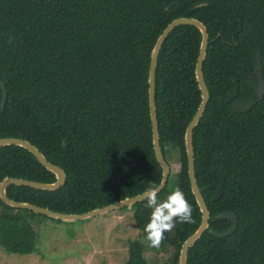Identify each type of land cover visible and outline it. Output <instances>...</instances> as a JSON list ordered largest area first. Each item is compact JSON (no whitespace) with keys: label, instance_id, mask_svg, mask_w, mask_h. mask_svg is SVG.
<instances>
[{"label":"trees","instance_id":"16d2710c","mask_svg":"<svg viewBox=\"0 0 264 264\" xmlns=\"http://www.w3.org/2000/svg\"><path fill=\"white\" fill-rule=\"evenodd\" d=\"M192 16L207 33L201 73L208 100L191 133L194 179L208 210L207 228L188 247L186 264H264V0H0V80L5 100L0 137L27 140L63 168L53 190L9 184L7 196L64 212H83L157 186L148 105L153 45L174 17ZM200 33L180 23L161 44L155 70L159 143L164 160H176L158 199L180 187L192 222L165 233L157 252L182 241L200 220L189 187L184 129L200 94L194 76ZM255 74L256 80L251 78ZM238 99L241 107L232 109ZM53 182L54 174L17 145H0V180ZM219 187V196L211 199ZM133 219L144 233L151 209L143 198ZM231 209L235 231L216 219ZM63 221L13 207L0 199V246L35 251L34 225ZM141 242H131L124 264H151Z\"/></svg>","mask_w":264,"mask_h":264},{"label":"water","instance_id":"95a60500","mask_svg":"<svg viewBox=\"0 0 264 264\" xmlns=\"http://www.w3.org/2000/svg\"><path fill=\"white\" fill-rule=\"evenodd\" d=\"M180 23L192 24L194 25V27L198 29L200 33L198 52L194 64V76L197 87L199 89L200 101L195 111L193 112L189 122L187 123L183 133V145H184L185 157H186V172H187L190 190L193 194L195 202L198 205L200 211V220L195 230L182 241L179 248V252L177 256V264H186L187 249L207 228V219H208L207 207L205 205V202L202 198V195L200 194L199 188L194 179L193 152L191 147L192 129L197 124L200 116L202 115L208 100L207 88L205 86L201 73L202 60L207 45V33L204 24L197 18L192 16H184V15L174 17L171 21L167 23L166 27L158 35L153 45L150 56V65L148 72V105H149V116H150V124H151L153 149L156 160L158 161L162 169L161 180L159 184L156 186L159 188L158 190L159 192L167 184L168 175L170 173V165L164 160L159 143L158 122H157L156 103H155V70H156L157 58L161 44L163 43L167 35L170 33V31L175 27V25ZM251 77L252 79H254L255 75L251 74ZM263 92H264V84L259 80L255 88L256 96L261 97ZM4 100H5V88L3 82L0 80V110H2ZM240 107H241V102L240 100L236 99L232 105V109L238 110ZM0 145H17L23 147L24 149L29 151L33 155V157L37 159L41 165H43L44 168L51 171L54 174V177L56 178L54 179L53 182L46 183V182H40L37 180H30L20 177H10V176L3 177L0 180V199L4 203L10 206L27 208L29 210L37 212V214H42L50 218H55L63 221H75V220H82L91 216L99 215L102 214V212L107 211L108 209H113L125 204L126 205L132 204L144 198L143 196L144 190H143L134 195L125 196L123 198L109 202L105 205L94 207L83 212H64L59 210H53L48 207L28 201L13 200L5 193V187L9 184L24 185V186L37 188V189H44V190H53L61 187L64 184L66 174L62 167L47 161L43 156V153L37 147H35L33 144H31L25 139L13 137V136L0 137ZM219 192H220L219 187H217L216 190L213 192L211 199L217 198L219 196ZM215 218L216 219L226 218L230 221V225L228 228L221 231L208 229V233L210 235L215 236L217 238H221V237H226L235 231L237 225V217L233 210L231 209L221 210L218 212Z\"/></svg>","mask_w":264,"mask_h":264},{"label":"rangeland","instance_id":"374dc122","mask_svg":"<svg viewBox=\"0 0 264 264\" xmlns=\"http://www.w3.org/2000/svg\"><path fill=\"white\" fill-rule=\"evenodd\" d=\"M170 173L178 170L176 160L170 162ZM173 189L170 188L168 193ZM134 204L108 209L102 214L75 221L43 219L34 225L35 251L30 254L6 252L0 246V262L16 264L9 258H20L22 264H124L131 242L143 245L151 264H170L174 252L171 244H163L160 252L148 246L133 219Z\"/></svg>","mask_w":264,"mask_h":264},{"label":"clouds","instance_id":"9594fccd","mask_svg":"<svg viewBox=\"0 0 264 264\" xmlns=\"http://www.w3.org/2000/svg\"><path fill=\"white\" fill-rule=\"evenodd\" d=\"M158 190V187L150 184L143 193L145 207L151 212L144 226L142 242L156 249L161 247L165 233L171 232L177 223L192 222V207L180 187H175L163 200L158 199Z\"/></svg>","mask_w":264,"mask_h":264},{"label":"crops","instance_id":"0c3cea01","mask_svg":"<svg viewBox=\"0 0 264 264\" xmlns=\"http://www.w3.org/2000/svg\"><path fill=\"white\" fill-rule=\"evenodd\" d=\"M14 254H16V253H14ZM28 254H30V253H28ZM24 255V254H23ZM4 258H6V259H8V260H14V261H16V264H22V261H19V260H21L20 258H9V257H4ZM1 260V259H0ZM3 263V261H1L0 262V264H2Z\"/></svg>","mask_w":264,"mask_h":264},{"label":"flooded vegetation","instance_id":"af4514ba","mask_svg":"<svg viewBox=\"0 0 264 264\" xmlns=\"http://www.w3.org/2000/svg\"><path fill=\"white\" fill-rule=\"evenodd\" d=\"M255 75V74H254ZM252 78V77H251ZM253 80H256V77L253 79ZM256 83H257V81H256ZM256 88V87H255Z\"/></svg>","mask_w":264,"mask_h":264}]
</instances>
